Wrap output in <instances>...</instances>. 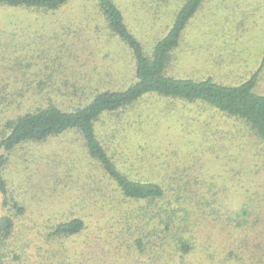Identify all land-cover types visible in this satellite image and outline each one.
Wrapping results in <instances>:
<instances>
[{
    "label": "trees",
    "instance_id": "obj_1",
    "mask_svg": "<svg viewBox=\"0 0 264 264\" xmlns=\"http://www.w3.org/2000/svg\"><path fill=\"white\" fill-rule=\"evenodd\" d=\"M73 1L0 0V22L11 27L0 32L6 39L0 35V62L7 58L0 82L10 79L3 71L9 68L22 83L0 85V196L15 211L0 217V264H93L87 249L93 241L102 242L99 258L108 263L126 247L135 253L132 264H264V92L256 90L264 49L240 82L177 74L171 71L176 52L207 0H178L174 8L172 0H85L87 15ZM15 11L23 17L15 18ZM48 17L58 44L44 41L31 52L25 39L31 26H22L46 24ZM149 24L158 29L143 31ZM20 36L27 37L18 42ZM104 38L125 47L126 69L103 51ZM93 48L113 66H93L98 76L91 81L83 69ZM147 99L184 107L179 114L187 132L177 143L145 133L137 112L125 126L107 128L104 139L99 135L102 121L121 120ZM197 106L233 118L207 119L206 144L191 129L200 120L192 119ZM69 133L84 160L75 157L67 170L82 182L75 209L47 219L40 241L16 243L15 216L24 209L7 195L1 152ZM168 147L166 157L158 155ZM198 169L206 173L193 176ZM77 254L84 259L73 261Z\"/></svg>",
    "mask_w": 264,
    "mask_h": 264
},
{
    "label": "rangeland",
    "instance_id": "obj_2",
    "mask_svg": "<svg viewBox=\"0 0 264 264\" xmlns=\"http://www.w3.org/2000/svg\"><path fill=\"white\" fill-rule=\"evenodd\" d=\"M131 1L133 0H127V3ZM177 2L178 0H172L173 8ZM74 3L79 4L81 9H86V15L91 10V7H87L85 0H74L73 6H75ZM133 4H130L131 9H133ZM169 7L172 8L171 5ZM13 14L15 18L23 17L19 11H15ZM26 17L24 16V19ZM31 22H33L32 19ZM144 22H149V20L144 17ZM33 23L32 25H25L24 23V26H22L23 23L19 24L22 29L31 26L28 29L31 31V39L25 38L27 36H20L18 42L25 41V39L30 40L31 52L45 47L42 44L44 41L47 42V46L58 44L56 43L57 40L54 43V39L52 38V40V36L50 37L53 30L50 17L47 18L46 24ZM157 24L160 25V22ZM1 29L10 30L11 27L6 28L0 22V32L2 33L3 30ZM157 29L158 26H150L149 24L143 31L152 32ZM1 33L0 35L4 37L2 38L3 41H6L5 33L4 35ZM72 42H75L74 38ZM102 42L103 51L110 53L112 60L114 59V65H122L125 68L128 62V54L125 47L120 42L111 39L106 41V38H104ZM12 48L10 47L9 51ZM263 49L264 0H207L187 27L180 48L176 52L175 65H172L171 71L193 77L212 74L216 79L223 82H240L256 67ZM92 50L95 55L93 54L89 59H86L87 66L83 69L86 70L87 78L88 80L91 79V81L98 76V72L92 68L93 66H99L97 68L101 70L103 62L107 63V67L110 62L113 66V61L108 62V57H105L104 60L98 58L99 55L102 56L103 52L98 53L100 50L96 48ZM37 57L34 58V61L39 63L40 58L38 59ZM85 58V55H83L82 59ZM5 60L7 58L1 59L0 63L3 65ZM35 70L32 69V71ZM3 71L7 72L5 76L10 79L0 82V85L15 86L22 84L13 79L16 76L13 73L14 70L9 71V68H4ZM1 77L2 74L0 75ZM33 77L36 78V75L33 74ZM256 90L264 92V77L261 85ZM177 108L178 105L164 106L155 99H147L141 102L136 109L120 118L121 120H118V118L117 121L110 124L102 121L103 124L98 128L100 130L99 135L104 139L107 128L117 125L125 126L126 124L124 123L132 121L131 117L137 112L143 122L145 133H153L155 131L156 137L163 138L165 136L169 141H173V144L177 143L176 139L179 134L187 132L183 128L185 122L183 119L185 118H182L179 114L184 107L181 109ZM192 108L194 110L191 113L195 114L192 119L200 120L196 121L191 129L193 132L196 131L197 138L204 144L208 142L206 139H209V134L206 132L209 129L207 119H211L213 124H221L223 119H233L218 113L198 109V106ZM187 119H190V117H187ZM198 129L199 131H197ZM204 131L205 134L201 136V132ZM170 149L168 147L158 155L166 157V154H169L167 152L171 151ZM1 154L5 158L2 174L6 181L7 195L11 194V197L24 209L22 214L15 216L12 238L16 243L19 241V244L27 237L31 238L33 242L40 241L41 232L48 225L46 224L47 219L54 221L64 216L68 210L74 211L75 209L73 202L78 200L82 182L73 181L70 175L67 174V170L72 166V163H76V158L81 164H84L82 147L76 136L69 133L52 138L44 143H23L13 150L2 151ZM197 165L196 163L194 168ZM160 169L163 173L164 171L161 167ZM204 173H206V169L203 171L198 169L192 172V175L200 174L202 176ZM3 200L4 196L2 195L0 196V217L8 213L14 214L15 211L9 210V207L3 204ZM112 236L116 238L114 235ZM95 243L93 241L91 247L87 246V249L92 251L93 257L90 258V261L93 264L133 263L135 253L131 248L126 247L122 251L116 252L118 254L117 257H113L112 260H109V263L102 262L101 258H99L102 253V242L96 245ZM55 245H57L56 249H58V244ZM103 246L106 251L109 250L107 244H103ZM75 247L77 250L80 249V245ZM110 252L111 250L108 251V253ZM72 259L73 261H82L84 258L80 257L78 259L77 254Z\"/></svg>",
    "mask_w": 264,
    "mask_h": 264
}]
</instances>
